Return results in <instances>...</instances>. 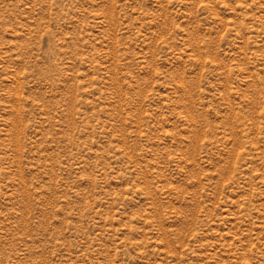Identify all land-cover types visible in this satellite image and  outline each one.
I'll return each mask as SVG.
<instances>
[{"label": "rangeland", "instance_id": "rangeland-1", "mask_svg": "<svg viewBox=\"0 0 264 264\" xmlns=\"http://www.w3.org/2000/svg\"><path fill=\"white\" fill-rule=\"evenodd\" d=\"M0 264H264V0H0Z\"/></svg>", "mask_w": 264, "mask_h": 264}]
</instances>
